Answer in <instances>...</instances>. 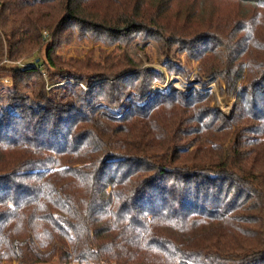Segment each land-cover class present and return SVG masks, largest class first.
<instances>
[{
  "label": "trees",
  "instance_id": "obj_1",
  "mask_svg": "<svg viewBox=\"0 0 264 264\" xmlns=\"http://www.w3.org/2000/svg\"><path fill=\"white\" fill-rule=\"evenodd\" d=\"M68 26L111 41L154 39L205 76L226 79L243 61L232 115L193 89L129 104L130 88L143 93L161 77L148 67L113 81L91 76L88 89L74 76L56 84L79 72L55 55ZM8 70L0 264H264V0H0V71ZM21 71L52 85L39 80L38 110L14 99ZM57 104L74 114L55 115ZM91 106V115L102 111L89 119L79 108Z\"/></svg>",
  "mask_w": 264,
  "mask_h": 264
},
{
  "label": "rangeland",
  "instance_id": "obj_2",
  "mask_svg": "<svg viewBox=\"0 0 264 264\" xmlns=\"http://www.w3.org/2000/svg\"><path fill=\"white\" fill-rule=\"evenodd\" d=\"M47 34L44 35V37ZM47 43V42H44ZM54 49L55 55L59 58V64L69 71H79L74 72L75 74L62 76V79L56 84H66L71 81V77L74 76L75 82H78L83 89H88L87 84L84 81H88L89 77L93 76L96 78H102L105 80L113 81L117 77H121L130 71H136L141 68L148 67L151 70L154 69L155 72H159L161 77L153 78L149 86L145 89L143 93H139L134 88H130L127 97L128 102H134L138 105H142L151 99L153 96L159 93L166 94L169 91H175L180 94H186L192 89L194 92H208L212 95L211 107L214 110H219L225 116L229 117L232 115L235 104L234 94L242 92L241 77L244 73L243 61H238L230 74L226 79L215 76H205L198 69V63L194 59H190L186 56L184 51L175 50L171 53L170 57L162 54L160 48L156 41L151 38H140L136 37L128 42L124 41H111L108 39H99L94 35H90L88 30H82L77 26H73L72 30L69 26L66 27L62 32L56 35L54 38ZM39 55H43V51ZM21 66L26 64L22 60H17ZM4 64V63H2ZM84 71L88 73L85 75L84 79L80 76ZM18 75V77H17ZM153 76V75H152ZM16 87L18 88V94L14 99L18 100V103L23 107V109H35L42 107L39 104L41 99V94L39 92L41 83L39 80L43 77L46 81L45 87L50 89L52 85L48 84V78L44 73H39L38 71L24 72L21 71L16 74ZM195 77L198 78L194 79ZM142 78V77H141ZM141 78L137 79L139 82ZM12 74L10 70L0 71V106H7V98L10 96L9 91L12 89V84L14 83ZM55 79H61L56 77ZM98 80H92L91 84H95ZM177 84L181 85H175ZM168 86L167 90L158 91L152 89L156 86L164 85ZM211 84H216L215 86ZM218 86L219 93L216 91L215 87ZM256 93V91H255ZM252 92L245 93L244 96L248 101V106L251 107L254 101H251L252 97H255ZM227 99L229 102L228 110H224L219 104V97ZM148 97H150L148 99ZM125 100V99H124ZM219 101V102H218ZM127 102V103H128ZM106 107L107 104L100 102ZM94 106L79 108L89 119L97 117L99 112L102 111L98 109L93 115L90 112L93 110ZM232 108V110H231ZM66 109V108H65ZM75 107L69 108L63 114V110L60 104L55 106L54 114L57 116H62L64 118L72 116L75 111ZM112 114L118 113L122 110L121 106H113L108 108ZM8 264V263H2ZM54 264V263H49Z\"/></svg>",
  "mask_w": 264,
  "mask_h": 264
},
{
  "label": "water",
  "instance_id": "obj_3",
  "mask_svg": "<svg viewBox=\"0 0 264 264\" xmlns=\"http://www.w3.org/2000/svg\"><path fill=\"white\" fill-rule=\"evenodd\" d=\"M234 97H236V93L234 94ZM150 97H148V99H149ZM231 110H232V108H231Z\"/></svg>",
  "mask_w": 264,
  "mask_h": 264
}]
</instances>
